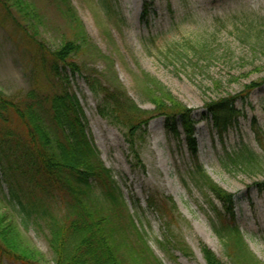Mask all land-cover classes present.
Wrapping results in <instances>:
<instances>
[{"label": "rangeland", "instance_id": "1", "mask_svg": "<svg viewBox=\"0 0 264 264\" xmlns=\"http://www.w3.org/2000/svg\"><path fill=\"white\" fill-rule=\"evenodd\" d=\"M69 1L86 35L106 57L78 59L88 61L86 66L93 78L105 85L116 80L139 108L151 111L153 105L139 85L146 73L192 110L193 135L198 142L195 159L190 156L180 125L176 136L166 130L160 115L151 117L144 132L136 135L135 155L130 152L122 126L99 114L98 100L86 80L79 73L60 69L77 96L99 160L116 173L130 213L133 207L129 197L139 200V218L154 256L162 264H205L199 249L206 246L223 264H230L211 229L206 193L198 187V178L192 172L199 165L217 186L234 194L235 222L249 250L264 263V189L256 185L264 180V81L259 82L264 80V51L250 48L256 45V33L264 37V0H119L120 14L109 20L96 0ZM37 3L45 16L37 37L55 49L62 42L61 36L68 33L66 23L56 17L47 0ZM144 4L152 8L148 22L141 20ZM2 14L0 10V90L15 94L29 87L35 46L14 34L15 28ZM213 79L220 80L219 87L212 86ZM254 82L259 84L248 96L236 100L234 120L222 131L217 130L210 114L205 113V101L219 93L234 95ZM242 144L263 161L253 172L230 163L224 165L228 162L226 153L235 152ZM8 182L25 183L17 172L4 175L0 167V195L9 193ZM208 195L220 208L221 203ZM148 198L174 216L188 254L174 251V257H168L158 247L161 214L147 208ZM56 210L61 216L67 213L62 205ZM18 234L23 248L38 253L34 258L52 264L43 224ZM0 264L20 263L1 259L0 254Z\"/></svg>", "mask_w": 264, "mask_h": 264}, {"label": "trees", "instance_id": "2", "mask_svg": "<svg viewBox=\"0 0 264 264\" xmlns=\"http://www.w3.org/2000/svg\"><path fill=\"white\" fill-rule=\"evenodd\" d=\"M37 1L0 0L2 16L15 28L14 34L22 35L35 46L28 89L15 94L0 90V167L4 175L17 172L25 181L21 185L8 182L9 193L0 195L1 259L44 264L34 258L38 253L23 248L18 241V232L43 224L52 264H162L148 245L139 218V200L129 197L133 207L130 213L122 187L114 177L116 173L99 160L86 130L83 110L69 88L68 76L62 75L60 69L79 73L86 80L98 100L99 114L122 126L130 152L135 155L136 135L144 132L151 117L160 115L166 130L176 136L180 125L190 156L195 159L198 142L193 135L192 110L146 73L139 85L142 95L153 105L151 111L139 108L116 80L105 85L93 78L86 66L88 61L78 59L106 57L86 35L69 0H47V5L56 10V17L66 23L68 32L61 36L62 42L55 49L47 47L37 37L45 22L44 11ZM96 1L108 20L120 14L119 0ZM151 10L150 4H144L141 20L148 22ZM256 37L257 46L253 44L250 48L264 51V46L259 45L264 43V37L257 33ZM259 82L245 85L234 95L219 93L205 101V113L210 114L217 130L222 131L234 120L236 100L247 97ZM212 86L219 87L220 80L213 79ZM226 158L228 162L224 165L230 163L250 172L263 164L245 144L226 153ZM192 172L198 178V187L206 193L210 226L229 263L264 264L249 250L235 222L234 194L217 186L201 166L196 165ZM256 185L263 190L264 180ZM208 193L221 203L220 208ZM146 202L148 209L161 214L162 237L156 243L162 252L168 257H174V251L188 254L189 248L176 229L174 216L160 210L152 198ZM59 205L65 206L66 215H59L56 210ZM199 250L205 264H223L206 246Z\"/></svg>", "mask_w": 264, "mask_h": 264}]
</instances>
